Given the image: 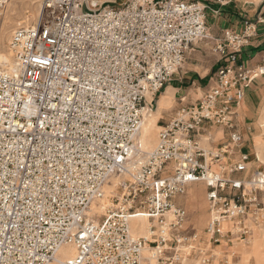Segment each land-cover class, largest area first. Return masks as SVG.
Masks as SVG:
<instances>
[{
  "label": "built area",
  "instance_id": "1",
  "mask_svg": "<svg viewBox=\"0 0 264 264\" xmlns=\"http://www.w3.org/2000/svg\"><path fill=\"white\" fill-rule=\"evenodd\" d=\"M254 34L248 21L223 32L213 86L160 127L144 153V116L206 39L204 8L197 0H43L34 25L11 33L10 64L0 66V264H48L64 245L75 253L63 264H224L213 247L198 246L202 237L174 199L204 182L209 244L249 235L264 169L244 183L209 167L242 141L236 109L264 75L238 62ZM208 124L227 132L214 151L196 138ZM247 162L240 155L230 172H245ZM115 176L123 179L107 200ZM225 186L239 194H222ZM135 217L145 219L146 236L132 235Z\"/></svg>",
  "mask_w": 264,
  "mask_h": 264
},
{
  "label": "crops",
  "instance_id": "2",
  "mask_svg": "<svg viewBox=\"0 0 264 264\" xmlns=\"http://www.w3.org/2000/svg\"><path fill=\"white\" fill-rule=\"evenodd\" d=\"M198 1L204 8L207 37L190 47L184 56L182 66L165 84L158 95L160 99L163 95L168 94L172 100L171 105L168 107L170 109L167 108L160 113L161 116L158 119V122L162 124L160 127L164 126L179 109L195 105L203 93L213 86L214 74L222 64L219 55L214 52V47L216 40L222 37L224 31L240 32L244 22L253 23L255 34L238 54V62L251 71L264 70V0H227L222 4L216 0ZM155 104L156 111L157 103ZM236 112L235 124L242 142L239 145L229 144V151L223 156L222 160L209 167L210 171H213L212 168L218 166L213 173L220 175V177L224 175L225 171L222 166H228L229 163H231L229 165L231 166L238 162L240 155L247 156L242 151H247L250 140L254 136L256 137L259 132V125L264 120V75H259L252 80L245 91L243 99L238 104ZM202 137L208 138V143L215 147L214 150L227 143L226 130L216 125L203 126L201 132L196 136L197 141ZM235 180L237 179H233V181ZM198 186H201L200 182L190 184L187 189H196ZM184 195V197L175 198L174 203L179 206L177 202L181 199L185 200L189 205L186 206L187 208H182L188 211L193 207L191 204L193 200L187 198L185 193ZM207 208L208 204L206 213ZM194 223H196V220ZM196 227L198 231H201L203 226L196 225Z\"/></svg>",
  "mask_w": 264,
  "mask_h": 264
},
{
  "label": "rangeland",
  "instance_id": "3",
  "mask_svg": "<svg viewBox=\"0 0 264 264\" xmlns=\"http://www.w3.org/2000/svg\"><path fill=\"white\" fill-rule=\"evenodd\" d=\"M42 2L43 0H35L34 2H29L27 0H7V4H3L2 8H0L1 11L4 9L5 6L9 5L8 13L6 15L0 16V28L2 27L4 29V32L2 31L0 32V53H3L2 55L0 54V66L3 67L10 64V60H9L10 57L7 49V44L11 33L17 28L31 27L32 25H34L39 15ZM158 99L159 97L157 96V99H155V103H157ZM155 103H153L154 108L152 112L155 111L156 108ZM261 124L264 125V120L261 121L260 125ZM157 125L160 127L162 124L157 121ZM260 125L257 136L259 137L258 139L260 143L264 146V126L261 128ZM158 132L159 130L156 131V138ZM252 135L254 136L255 134ZM254 137L253 139L250 140V145L247 151L244 150L242 151V153L248 156L247 171L244 173L230 172L233 164L229 166L231 164L229 163L228 166H222V168L225 170L224 175L222 176L223 178L231 179V180L237 179L235 181H241L245 183V182H249V180L253 177V175L256 172L264 169V150H258L257 148L258 145H256V137L255 138ZM198 145L199 148L205 151H212L215 149L214 146L209 145L207 137L200 138V140L198 141ZM217 167L216 166L213 167L212 168L213 171L211 172H215L214 169ZM200 184L203 187V195L206 201L205 194L207 193V189L205 187V183L200 182ZM110 186L111 185L105 188V197L107 198V200L108 197L111 195V193L115 192L116 189L115 187L114 189L111 190V192L109 191V193H107L106 191H108L107 189ZM233 193L236 196L239 194V192L237 191L236 192L231 191L228 188V186H225L224 190L222 191V194L224 195L233 194ZM181 196L184 197L185 195L183 194ZM196 202L193 201L191 203L193 207L187 211V218L189 221V227H193L196 230V232L199 234V236L202 237V240L200 241V244L198 246L204 249L213 247L215 251L217 250L216 252H218V257L225 259L226 262L224 264H264V215L261 218H255V212H258L257 208H261L263 210L262 213H264V190H261L257 193V202L259 206L257 208L252 207L248 213L249 215L248 218L246 219V223L250 232L247 238L243 242L233 241V243L227 245L222 244L220 246H214L212 243L209 244L208 242L209 238L207 235L204 234V229L206 227L207 221L201 231L197 230V227L195 223L193 224V222L198 218V216L208 215V213H206V209L204 210L200 209L199 200H197ZM177 203L179 206L185 208H187L186 206L189 205L183 199L179 200ZM206 207H207V201H206ZM64 251L66 252L67 249H65ZM257 252H258V258L256 256Z\"/></svg>",
  "mask_w": 264,
  "mask_h": 264
},
{
  "label": "bare ground",
  "instance_id": "4",
  "mask_svg": "<svg viewBox=\"0 0 264 264\" xmlns=\"http://www.w3.org/2000/svg\"><path fill=\"white\" fill-rule=\"evenodd\" d=\"M27 1L34 2L35 0H27ZM99 2H101V1H99ZM3 4H7V0L4 3H0V8H2ZM8 7H9V5L5 6L4 9L0 11V16L6 15L8 13ZM1 31L4 32V29L2 27L0 28V32ZM0 54L2 55L3 53H0ZM171 103H172V100L169 97V95L168 94L163 95L157 101L156 111L150 112L144 116L143 124L141 126V129H140L138 137H137V143L139 144L142 152L149 153L155 148L156 141H157L156 131L159 130V126H157L156 123H157L159 117L161 116L160 113L163 110L167 109L171 105ZM263 126L264 125H262V124L260 125L261 128ZM258 138L259 137L256 136V145H258L257 148H258V150H264V146L260 143ZM121 179H123V177H120V176L113 177V179L111 180V186L108 187V189H107L108 191H106V192L107 193H109V191L111 192V190L115 188L117 182ZM186 197L193 200V201L199 200L200 209H202V210L206 209V201H205V198L203 195L202 185L198 186V188H196V189H190V188L187 189ZM93 212L96 215V217L100 216L104 212L103 203H100L99 206L94 207ZM207 216L208 215L198 216L195 224L199 227L204 226L206 221H207ZM129 228H130L132 235H134L135 237L146 236V234H147L146 221L142 217H135V218L131 219L129 222ZM201 228H203V227H201ZM65 249H67L66 252L64 251ZM258 252L256 255L257 258H258ZM74 253H75L74 246H72V245L60 246L56 250L54 257H53V260L50 261L48 264H63L66 260L70 259L74 255Z\"/></svg>",
  "mask_w": 264,
  "mask_h": 264
}]
</instances>
